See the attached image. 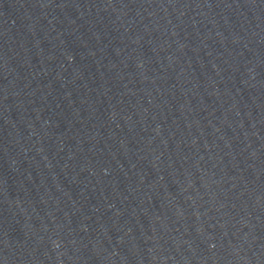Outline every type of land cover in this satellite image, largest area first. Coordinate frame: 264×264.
<instances>
[{"label": "water", "instance_id": "obj_1", "mask_svg": "<svg viewBox=\"0 0 264 264\" xmlns=\"http://www.w3.org/2000/svg\"><path fill=\"white\" fill-rule=\"evenodd\" d=\"M0 71L176 264H264V0H0Z\"/></svg>", "mask_w": 264, "mask_h": 264}]
</instances>
